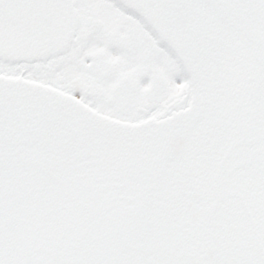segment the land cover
<instances>
[{
  "label": "snow or ice",
  "instance_id": "6c2138e0",
  "mask_svg": "<svg viewBox=\"0 0 264 264\" xmlns=\"http://www.w3.org/2000/svg\"><path fill=\"white\" fill-rule=\"evenodd\" d=\"M0 264H264V0H0Z\"/></svg>",
  "mask_w": 264,
  "mask_h": 264
}]
</instances>
